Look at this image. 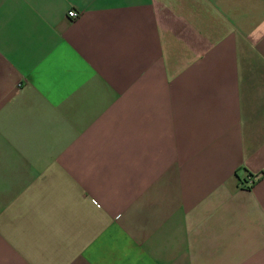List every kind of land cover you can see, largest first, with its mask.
<instances>
[{
  "label": "crops",
  "instance_id": "0c3cea01",
  "mask_svg": "<svg viewBox=\"0 0 264 264\" xmlns=\"http://www.w3.org/2000/svg\"><path fill=\"white\" fill-rule=\"evenodd\" d=\"M0 264H264V0H0Z\"/></svg>",
  "mask_w": 264,
  "mask_h": 264
},
{
  "label": "built area",
  "instance_id": "2783aa9c",
  "mask_svg": "<svg viewBox=\"0 0 264 264\" xmlns=\"http://www.w3.org/2000/svg\"><path fill=\"white\" fill-rule=\"evenodd\" d=\"M77 15H78V12H76L73 9H70L68 11V16H70V17H76ZM256 179H257V176H255V177H249V178H247L246 181L244 180V182H242L241 184L244 187H246V186H252L254 184V182L256 181Z\"/></svg>",
  "mask_w": 264,
  "mask_h": 264
},
{
  "label": "trees",
  "instance_id": "16d2710c",
  "mask_svg": "<svg viewBox=\"0 0 264 264\" xmlns=\"http://www.w3.org/2000/svg\"><path fill=\"white\" fill-rule=\"evenodd\" d=\"M249 177H255L254 175L250 174V173H246L245 177L241 180V183L244 182V180L246 181L247 178ZM247 188L250 187V186H246Z\"/></svg>",
  "mask_w": 264,
  "mask_h": 264
}]
</instances>
